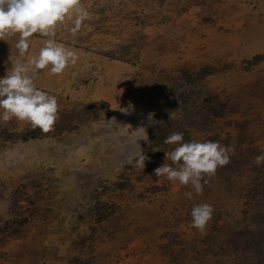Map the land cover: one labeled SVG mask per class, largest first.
<instances>
[{
    "label": "rangeland",
    "instance_id": "obj_1",
    "mask_svg": "<svg viewBox=\"0 0 264 264\" xmlns=\"http://www.w3.org/2000/svg\"><path fill=\"white\" fill-rule=\"evenodd\" d=\"M81 3L80 29L73 16L54 37L77 62L35 79L57 98L54 130L0 121V264H264V0ZM19 39L0 40V77L46 38L25 56ZM173 132L235 149L200 195L154 174L174 166Z\"/></svg>",
    "mask_w": 264,
    "mask_h": 264
},
{
    "label": "clouds",
    "instance_id": "obj_2",
    "mask_svg": "<svg viewBox=\"0 0 264 264\" xmlns=\"http://www.w3.org/2000/svg\"><path fill=\"white\" fill-rule=\"evenodd\" d=\"M73 16L75 27L72 31L75 33L88 17L81 0H0V40L8 41L19 34L16 47L19 55L25 56L29 50V37L38 33L46 38L38 55H28L25 63L13 64L11 71L0 77V121L7 123L15 119L33 130L39 128L45 134L54 130L59 118L57 98L37 88L35 79L40 70L59 76L69 65L77 62V54L54 39L57 26L72 20ZM153 115L150 113L148 116L150 126L156 123L162 126L163 122L155 121ZM140 129L144 131L140 138L147 142L145 128ZM164 143L177 145L172 151L165 152L166 160L174 166L165 163L157 167L155 176H164L182 186L191 185L197 195L203 193L204 185L216 175L218 168L230 163V154L235 152L233 147L218 141L184 142L182 132L171 133ZM157 150L160 149L154 151ZM145 160L146 156L140 155L136 166L144 168ZM254 164H264V154L255 156ZM184 195L188 199L193 198L191 191ZM213 212L210 204L193 205L191 224L201 236L207 234Z\"/></svg>",
    "mask_w": 264,
    "mask_h": 264
},
{
    "label": "trees",
    "instance_id": "obj_3",
    "mask_svg": "<svg viewBox=\"0 0 264 264\" xmlns=\"http://www.w3.org/2000/svg\"><path fill=\"white\" fill-rule=\"evenodd\" d=\"M34 137H35V134L34 133H32V132H29L28 133V138H34ZM28 138H26V139H28Z\"/></svg>",
    "mask_w": 264,
    "mask_h": 264
},
{
    "label": "crops",
    "instance_id": "obj_4",
    "mask_svg": "<svg viewBox=\"0 0 264 264\" xmlns=\"http://www.w3.org/2000/svg\"><path fill=\"white\" fill-rule=\"evenodd\" d=\"M141 141H143V139Z\"/></svg>",
    "mask_w": 264,
    "mask_h": 264
}]
</instances>
